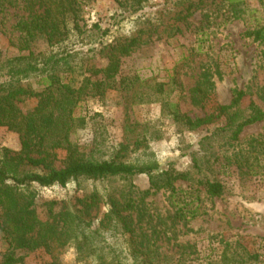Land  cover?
I'll list each match as a JSON object with an SVG mask.
<instances>
[{
    "label": "rangeland",
    "instance_id": "rangeland-1",
    "mask_svg": "<svg viewBox=\"0 0 264 264\" xmlns=\"http://www.w3.org/2000/svg\"><path fill=\"white\" fill-rule=\"evenodd\" d=\"M124 1L83 0L79 19L82 32L72 39L69 48L88 54L102 40L109 43L117 36L137 34L148 17L159 18V33L122 59L116 86L121 79L130 78L133 82L128 89H107L102 96H86L78 102L74 113L87 117L88 124L76 129L71 138L92 158L111 159L116 155L117 159L131 162L154 160L160 169L188 173L191 181L176 182L179 188L190 183L196 188L199 178L219 181L223 194L203 198L205 214L187 224H176L168 247L184 250L185 264L218 260L222 249L223 256L227 255L223 264H264V117L244 126L237 139H232L231 133L221 131L225 117H216L214 111L216 104L229 103L236 86L246 92L239 112L247 115V105L253 102L264 113V40L255 41L245 35L246 31L264 27V0H149L136 12L121 3ZM190 2L194 3L191 14L184 18ZM23 14L13 5L0 12V61L28 52L17 47L18 33L14 28ZM95 24L101 29L108 28L109 34L101 36ZM171 27L181 31L172 34ZM33 46L36 50L47 49L44 40ZM91 56L89 53L96 66L105 62L98 55ZM214 64L222 77H213V97L205 104H194L191 96L198 75ZM158 83L164 84L163 92L158 91ZM25 84L32 90L40 89L33 80ZM37 100L34 96H21L17 104L27 113ZM164 102L173 103L191 118H212L198 128L189 129L173 120L172 107ZM255 137L257 140L253 141ZM4 149L18 151L20 138L16 132L0 126V155ZM120 183L117 179H79L63 187L34 186L36 213L44 220L47 202H54L57 212L76 198L93 191L104 194L105 190L120 188L123 185ZM132 183L135 191L148 187L146 176L134 177ZM145 204L152 212L163 214L169 210L167 193L163 191L146 198ZM104 212L105 206H101L92 220V228L97 227ZM9 243L0 228V264H4L9 254L16 259L15 264L93 262L78 261L73 243L52 254L43 248L12 249ZM231 257L235 263L230 261Z\"/></svg>",
    "mask_w": 264,
    "mask_h": 264
},
{
    "label": "trees",
    "instance_id": "trees-1",
    "mask_svg": "<svg viewBox=\"0 0 264 264\" xmlns=\"http://www.w3.org/2000/svg\"><path fill=\"white\" fill-rule=\"evenodd\" d=\"M148 1L121 3L136 12ZM6 2L24 12L14 28L18 33L17 47L28 51L0 61V126L16 132L20 138L18 151L4 149L0 155V228L9 239L10 248H43L52 254L73 243L77 260L92 259V264H140L139 261L185 264L184 250L168 247L175 233L173 227L205 214L203 198L220 197L223 185L217 180L199 178L196 188L192 183L179 188L176 182L191 181L188 173L160 169L154 160L131 162L117 159L116 155L111 159L92 158L71 138L76 129L88 124L87 117L74 113L81 99L102 96L107 89L130 87L133 82L130 78L121 79L116 86L122 59L153 40V35L159 33V18L148 17L145 27L139 28L137 34L117 36L109 43L102 40L85 54L69 48L72 39L82 32L79 19L83 0H0V12L6 10ZM193 5L190 2L186 7L184 18L191 14ZM94 26L101 36L109 34L108 28ZM169 31L174 34L181 30L171 27ZM245 35L255 41L264 40V27L246 31ZM39 40L46 42V50L32 49ZM89 53L105 62L96 66L90 61ZM215 75L218 79L222 77L217 64L201 70L192 91L194 104H205L213 97ZM32 80L40 89L32 90L25 84ZM163 86L156 85L159 92H163ZM21 96L36 97V106L23 113L17 104ZM245 96L246 92L235 86L229 103L216 104L214 108L216 117H225L221 131L231 133L232 139H237L244 126L264 117L253 102L247 105V115L239 112ZM164 104L172 107L173 120L189 129L198 128L212 118H191L173 103ZM256 140L255 137L253 141ZM138 176L148 179V187L142 191H135L132 183ZM79 179H117L123 185L105 190L104 194L97 191L85 194L57 212L53 208L55 203L47 202L46 217L39 218L34 205V186L63 187ZM159 191L167 193L169 210L163 214L152 212L145 204L146 198ZM101 206H105V212L97 227L92 228V220ZM118 239L122 242L118 243ZM223 257L227 255L223 256L222 249L218 260L210 258L206 264H223ZM234 259L231 257L230 261L235 263ZM15 262L9 254L4 264Z\"/></svg>",
    "mask_w": 264,
    "mask_h": 264
}]
</instances>
